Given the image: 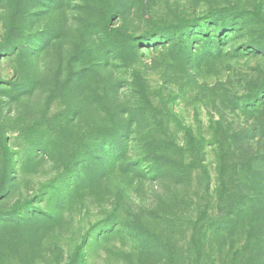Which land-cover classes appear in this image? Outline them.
<instances>
[{
  "label": "rangeland",
  "instance_id": "rangeland-1",
  "mask_svg": "<svg viewBox=\"0 0 264 264\" xmlns=\"http://www.w3.org/2000/svg\"><path fill=\"white\" fill-rule=\"evenodd\" d=\"M0 264H264V0H0Z\"/></svg>",
  "mask_w": 264,
  "mask_h": 264
}]
</instances>
